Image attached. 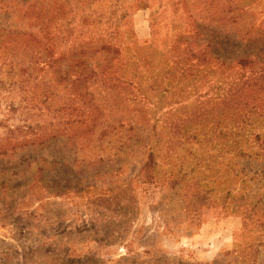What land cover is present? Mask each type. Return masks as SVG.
Returning <instances> with one entry per match:
<instances>
[{
	"label": "rangeland",
	"instance_id": "374dc122",
	"mask_svg": "<svg viewBox=\"0 0 264 264\" xmlns=\"http://www.w3.org/2000/svg\"><path fill=\"white\" fill-rule=\"evenodd\" d=\"M35 1L0 0V19L12 15L2 7L18 15ZM48 1L70 3L68 11L75 4L77 19L84 6ZM90 1L89 14L121 20V36L139 60L156 55L171 64L170 49L177 41L183 49L188 35L230 40L222 45L230 59L258 56L264 48L263 37L245 35L251 22L264 18V0ZM231 3L244 7V14L236 22L237 11L218 20ZM252 7L256 12L249 15ZM9 59L0 51V264H264V180L249 175L264 164L257 156L261 142L254 139L264 128H252L242 143L251 159L221 156L218 140L208 141L215 128H192L204 133L199 141H172L171 94L154 112L139 107L136 113L133 102L121 103L115 91L113 111L102 110L89 130L76 86L59 76L66 61L39 65L38 77L28 80L18 66L10 76ZM151 150L157 182L136 178ZM179 170L184 181L173 188L169 176ZM240 201L247 205L236 207ZM252 202L259 203L256 214Z\"/></svg>",
	"mask_w": 264,
	"mask_h": 264
},
{
	"label": "trees",
	"instance_id": "16d2710c",
	"mask_svg": "<svg viewBox=\"0 0 264 264\" xmlns=\"http://www.w3.org/2000/svg\"><path fill=\"white\" fill-rule=\"evenodd\" d=\"M37 1L30 3L18 15L16 9L2 7L5 13L12 14L0 19V51L10 55L6 62L10 64L11 77L16 76L17 66L26 72L30 80L38 77L39 65L49 68L55 62L66 61L68 66L60 68L59 76L76 86V96L83 100L78 111L82 114L87 112L82 121H88L89 130H93L97 120L103 117L102 110L113 111L117 102L112 103L110 96L115 91L121 103L133 102L136 113L139 107L154 112L163 105L162 101L169 93L173 104L170 106L168 123L170 128H175L172 141L180 144L189 142L191 138L199 141V135L204 133H192V128L198 125L201 128H215L217 135L208 141L218 140L215 148L218 154L252 158L242 143L249 140L246 134L250 135L252 128H264V48L258 56L230 59L225 47H222L230 40L221 42L217 37V42L208 38L199 41L197 36L188 35L184 39L183 49L178 46L179 41L170 49L174 53L171 64L169 61L162 64L161 59L155 58L156 55L139 60L136 54L129 52V43L121 36V20L114 22L108 17L103 21L102 17L89 14L86 3H90V0H78L79 7L80 4L84 5L78 19L76 14H72L75 4L68 11L70 3L63 7L61 3L43 0L41 5L36 6ZM223 6L218 20H225L229 17L228 13L237 11L232 15L233 22H236L245 12L239 4ZM251 12L249 15L255 14L254 7ZM19 21L21 26L25 25L24 28L19 27ZM245 35L248 40L264 38V18L258 25L251 22ZM165 80L167 84L164 86ZM158 102L162 103L161 106ZM149 103H153L152 106ZM121 116L119 124L123 126ZM128 123L134 126V118H130ZM105 132L107 130L100 135H105ZM254 139L261 142L263 151L257 156L264 163V132H256ZM174 142L170 145L176 144ZM170 145L166 154L168 157L174 151ZM261 167L262 170L258 172H249L250 179L260 176L264 180V164ZM245 169L243 167L242 171L246 174ZM181 172L179 170L177 174L169 176L173 188L184 181ZM159 174L158 162L154 150H151L136 178L157 182L161 178ZM126 187L129 188L130 184ZM200 197L206 198V195ZM243 199L241 197V201ZM245 205L241 202L236 207ZM248 206L252 214L257 213L259 203L252 202ZM250 258L255 261L256 251ZM245 261L250 263L247 258Z\"/></svg>",
	"mask_w": 264,
	"mask_h": 264
}]
</instances>
